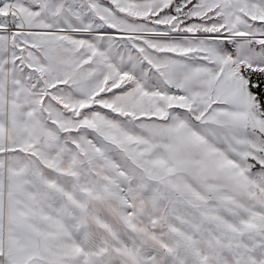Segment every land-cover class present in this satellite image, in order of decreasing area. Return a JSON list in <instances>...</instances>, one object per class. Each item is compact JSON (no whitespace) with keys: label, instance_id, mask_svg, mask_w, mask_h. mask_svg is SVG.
I'll use <instances>...</instances> for the list:
<instances>
[{"label":"rangeland","instance_id":"1","mask_svg":"<svg viewBox=\"0 0 264 264\" xmlns=\"http://www.w3.org/2000/svg\"><path fill=\"white\" fill-rule=\"evenodd\" d=\"M213 69L264 92V0H0L7 264H264L256 96L246 127L218 113L222 147L174 88L179 75L240 107Z\"/></svg>","mask_w":264,"mask_h":264},{"label":"crops","instance_id":"2","mask_svg":"<svg viewBox=\"0 0 264 264\" xmlns=\"http://www.w3.org/2000/svg\"><path fill=\"white\" fill-rule=\"evenodd\" d=\"M16 37V36H15ZM200 64L201 66L204 65L203 63H197V62H192L191 65H198ZM213 75H212V79H214V83L219 82L225 78H227L228 80H231L232 83H234L235 86L237 87H241V90L243 91V99H241V106L240 107H231L230 103L231 101L229 100V98L227 96H223L220 97L219 93L216 94V90L214 87H210V90H206V89H202L200 85L194 84L193 81L190 79H188L185 84H182V80H181V76L177 75L179 77V80L177 81V84L174 86L175 89H180V86L182 87V91L184 93V95H186V97L188 99H190L191 103L193 104L194 109H196V111L199 113V115L203 114L202 118L200 119L199 123H197L200 128L198 130H196L197 134L199 135H204L208 138H210L212 141H214L215 143L219 144L221 143L222 147H224L226 144H224L225 142V137H227V132L226 128H224L223 122L220 123V115L218 113H232L234 116L233 118H237L239 120H242V123H244L245 127L247 126L248 120H249V116H248V103H251V94L248 90V87L246 84H243L242 81L236 77L235 75H232L231 73L225 72L223 71L221 74L217 73L218 71L216 69H213ZM17 78L20 80V74H17ZM175 77V76H172ZM182 84V85H181ZM37 87H36V91L39 92V94H41L43 89H46V85L45 83H37ZM204 94H201L203 93ZM211 93V95H210ZM199 95H204L205 99V103H197V97H199ZM203 97V96H201ZM63 100V98H62ZM197 120V119H196ZM196 122V121H194ZM229 135V134H228ZM232 136L233 137H240L241 135H239V133L236 132H232ZM243 136H246V133L244 132ZM248 137V136H247ZM235 141H239L238 139ZM244 143H239V142H231L230 146L231 148H233L232 150L234 152H239L241 150V147L243 146ZM220 145V146H221ZM64 242V241H62ZM65 243V242H64ZM60 243L61 248L65 247V244ZM39 247V244H38ZM37 257L32 256L31 258H29L28 260L30 261L29 264H43L42 258H41V253L36 252ZM54 255H60V252L55 251V253H52ZM64 256H62L63 260L65 258V261L70 264V258H68V253L65 252L63 253ZM70 255V254H69ZM67 258V260H66ZM57 260V258H56ZM33 262V263H32ZM65 262V264H67ZM9 263V262H8ZM77 264H79V262H76ZM0 264H7V261L3 258V252H1L0 250ZM11 264V263H10ZM12 264H18V263H12ZM49 264V262H48Z\"/></svg>","mask_w":264,"mask_h":264},{"label":"trees","instance_id":"3","mask_svg":"<svg viewBox=\"0 0 264 264\" xmlns=\"http://www.w3.org/2000/svg\"><path fill=\"white\" fill-rule=\"evenodd\" d=\"M251 80L250 78H248V83H247V87L248 90L250 92V94H254L260 104L261 107V113H262V117L264 119V92H262L260 90V86L257 85L255 88L252 86L251 84Z\"/></svg>","mask_w":264,"mask_h":264},{"label":"water","instance_id":"4","mask_svg":"<svg viewBox=\"0 0 264 264\" xmlns=\"http://www.w3.org/2000/svg\"><path fill=\"white\" fill-rule=\"evenodd\" d=\"M13 24H14V17L11 16V17H10L9 26H12Z\"/></svg>","mask_w":264,"mask_h":264},{"label":"built area","instance_id":"5","mask_svg":"<svg viewBox=\"0 0 264 264\" xmlns=\"http://www.w3.org/2000/svg\"><path fill=\"white\" fill-rule=\"evenodd\" d=\"M258 73V72H257Z\"/></svg>","mask_w":264,"mask_h":264}]
</instances>
